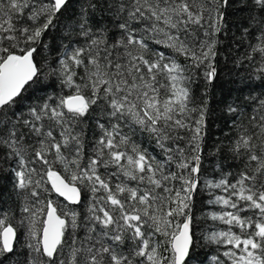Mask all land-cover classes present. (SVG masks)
I'll return each mask as SVG.
<instances>
[{"label": "snow or ice", "instance_id": "1", "mask_svg": "<svg viewBox=\"0 0 264 264\" xmlns=\"http://www.w3.org/2000/svg\"><path fill=\"white\" fill-rule=\"evenodd\" d=\"M75 4L0 0V264H264V0ZM230 9L261 84L209 146Z\"/></svg>", "mask_w": 264, "mask_h": 264}, {"label": "trees", "instance_id": "2", "mask_svg": "<svg viewBox=\"0 0 264 264\" xmlns=\"http://www.w3.org/2000/svg\"><path fill=\"white\" fill-rule=\"evenodd\" d=\"M75 8L78 10L79 5L75 4V0H73ZM238 7V6H237ZM246 15L244 12H240L235 9L229 10L228 15V26L230 31L228 35L223 37L224 43L220 46V52L223 53L222 56L217 58L218 63V76L214 81V87L212 88V94L214 99L210 101V106L214 109L213 115L209 121V137L208 142L209 146L216 140L217 137L221 136L222 130L224 133L228 132V127L225 126V121L228 119L227 113L223 111L224 104L219 103L224 98H227L229 101L235 97H237L238 92L237 89L243 88L244 84L251 82L254 86H258L261 84V81L258 79H253L249 81L250 71L243 67H236L234 63L238 56L243 54L244 46L235 47L233 40L234 37L240 36L239 28L243 22V17ZM64 35L62 29H57L52 32L49 36L48 40L50 45L57 46L61 43V36ZM239 43V41H236ZM202 89H197V94ZM50 91V90H49ZM261 91H264V88L255 87V94H259ZM248 89H245L244 94L247 95ZM38 95H43V92L37 93ZM28 95V94H26ZM210 150V147H209ZM216 163V158L209 156L205 161V170L206 174L211 173L214 169ZM229 163L226 161V164ZM7 177L0 176V190H4L7 185ZM207 196H201L197 200L196 204V215L198 217L201 216L202 213L208 211H219V207L209 206L206 203H202V201H206ZM212 221H203L201 220V228L206 225H211ZM218 227H223V225H219ZM215 245L198 247L196 249L195 258L192 260L191 264H212L211 257L216 255Z\"/></svg>", "mask_w": 264, "mask_h": 264}]
</instances>
